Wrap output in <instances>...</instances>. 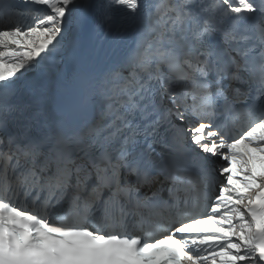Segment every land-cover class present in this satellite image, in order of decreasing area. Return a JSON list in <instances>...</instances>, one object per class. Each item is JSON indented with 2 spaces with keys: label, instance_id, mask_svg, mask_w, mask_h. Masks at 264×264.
Returning <instances> with one entry per match:
<instances>
[{
  "label": "snow or ice",
  "instance_id": "snow-or-ice-1",
  "mask_svg": "<svg viewBox=\"0 0 264 264\" xmlns=\"http://www.w3.org/2000/svg\"><path fill=\"white\" fill-rule=\"evenodd\" d=\"M0 264H264V0H0Z\"/></svg>",
  "mask_w": 264,
  "mask_h": 264
}]
</instances>
